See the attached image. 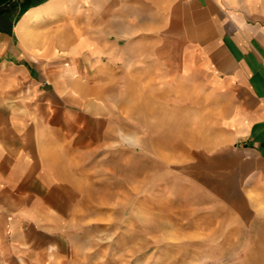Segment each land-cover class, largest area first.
<instances>
[{
	"label": "crops",
	"instance_id": "crops-1",
	"mask_svg": "<svg viewBox=\"0 0 264 264\" xmlns=\"http://www.w3.org/2000/svg\"><path fill=\"white\" fill-rule=\"evenodd\" d=\"M150 1L144 21L126 10L139 0H0V264L55 257L74 213L84 218L92 164L122 144L123 93L170 90L157 52L172 41L182 52L174 81L185 84L194 59L223 101L231 146L214 158H242L250 188H264V11L244 0Z\"/></svg>",
	"mask_w": 264,
	"mask_h": 264
},
{
	"label": "rangeland",
	"instance_id": "rangeland-1",
	"mask_svg": "<svg viewBox=\"0 0 264 264\" xmlns=\"http://www.w3.org/2000/svg\"><path fill=\"white\" fill-rule=\"evenodd\" d=\"M244 2L264 11V0ZM126 10L145 21L155 5L139 0ZM75 26L82 27L78 15ZM177 46L157 52L167 58L169 91L138 84L123 93L122 144L92 164L84 218L74 213L55 257L43 264H264V188H250L242 158H214L231 146L223 101L194 59L185 84L174 81Z\"/></svg>",
	"mask_w": 264,
	"mask_h": 264
},
{
	"label": "trees",
	"instance_id": "trees-1",
	"mask_svg": "<svg viewBox=\"0 0 264 264\" xmlns=\"http://www.w3.org/2000/svg\"><path fill=\"white\" fill-rule=\"evenodd\" d=\"M29 7H30L29 2L27 3V2H24V1H23V2L21 3V6H20L19 14L24 13Z\"/></svg>",
	"mask_w": 264,
	"mask_h": 264
}]
</instances>
